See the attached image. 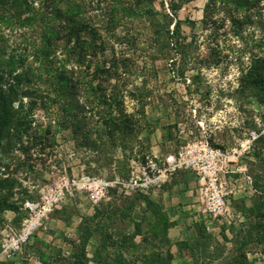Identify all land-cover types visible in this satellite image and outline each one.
I'll return each instance as SVG.
<instances>
[{"label": "trees", "instance_id": "obj_1", "mask_svg": "<svg viewBox=\"0 0 264 264\" xmlns=\"http://www.w3.org/2000/svg\"><path fill=\"white\" fill-rule=\"evenodd\" d=\"M157 1L0 0V217L12 211L13 224L20 226L28 191L15 198L22 185L16 173L33 166L32 149L53 150L60 131H69L75 148L93 151L101 164L112 162L116 148L124 153L138 139L152 147L154 126L145 110L148 64L172 40L184 57L189 46L181 41L182 21L176 18L183 1L168 3V12L159 11ZM203 13L213 24L218 22L211 14L221 13L235 35L250 25L264 35V0H208ZM15 25L23 38L9 43L5 30ZM255 48L239 77L237 97L264 106V41ZM126 97L136 102L132 112ZM38 110L48 118L41 120ZM254 129V160L246 164L254 193L230 199L243 221L236 228L220 224L218 233L231 242L230 255L218 252L224 245L201 218L193 224L194 238L172 241L169 230L176 222L152 198L153 190L111 188L110 201L80 215L70 253L54 264H173L174 246L181 259H190L186 264H255V254L264 257V134ZM64 209L52 212L62 218Z\"/></svg>", "mask_w": 264, "mask_h": 264}, {"label": "rangeland", "instance_id": "obj_2", "mask_svg": "<svg viewBox=\"0 0 264 264\" xmlns=\"http://www.w3.org/2000/svg\"><path fill=\"white\" fill-rule=\"evenodd\" d=\"M172 1L179 0H159L155 5L159 11H167L168 3ZM181 1L182 6L177 11L176 18L182 21L181 41L189 44L185 57L175 49L172 40L166 50L149 62L146 73L149 94L145 110L148 120L154 126L151 135L152 150L165 156L187 143L207 141L211 146L226 152L233 168H247L246 164L254 160L253 141L258 135L254 126L264 134V106L257 104L253 98L239 99L237 89L242 71L248 66L251 54L256 52V44L260 40L264 41L263 31L257 25H250L239 35H235L229 21L222 22L221 13L211 14L212 20H216L218 24L205 22L203 9L208 0ZM170 26L172 28L173 24ZM5 34L9 43L19 42L23 38V29L17 25L11 26L5 30ZM24 35L27 37L28 33ZM139 83L140 79L137 84ZM125 107L128 112H132L136 108V102L126 97ZM37 114L41 120L48 118L43 115L42 110H38ZM168 129L172 133L170 138L167 137ZM152 150L138 139L124 153L116 148L112 162L101 164L93 151L75 148L69 131H60L56 134L53 150L32 149L33 166L17 171L16 178L22 185L16 188L15 198L23 196V189L28 191V195L23 197L25 201L35 202L62 190L66 198L54 207V210L65 208L62 218L61 214L55 213L56 210L51 214L63 222L68 220L69 225L79 223L80 215L91 214L94 206L85 193L73 191L69 199L71 188H67V181L81 174L129 178L132 170L138 173V166L144 165L147 157L152 156ZM16 154L23 157L19 152ZM120 165L125 168L119 171L121 173L117 168ZM241 175L239 171L228 174L226 184L227 190L231 191L229 199L247 191V184ZM108 201L110 199L105 202ZM20 214L24 217L27 215L23 206ZM195 214L198 220L197 212ZM135 217H140L139 212H136ZM0 218L1 237L5 219L3 215ZM183 222V229L176 228L171 232L174 241L194 237L193 231L186 227V217ZM72 231L67 230L70 236L73 235ZM217 237L224 245V249L219 248L218 252L230 255L231 242L224 243L220 235ZM173 252V264L190 262L189 258L181 259L175 246ZM255 255L249 253V258L252 259ZM255 259V264H264L262 255L257 254Z\"/></svg>", "mask_w": 264, "mask_h": 264}, {"label": "built area", "instance_id": "obj_3", "mask_svg": "<svg viewBox=\"0 0 264 264\" xmlns=\"http://www.w3.org/2000/svg\"><path fill=\"white\" fill-rule=\"evenodd\" d=\"M179 171H190L196 176L198 219L206 220L208 232L218 236L220 224L235 227L241 224L243 216L234 211L231 205L228 198L231 191L227 190L226 178L230 173L241 172L242 179L247 184V193L251 195L254 193L251 177L247 174L246 166L233 168L226 152L211 146L207 141L187 143L176 152L165 156L154 153L147 157L144 165L138 166V173L132 170L129 178L81 174L68 180L66 186L71 188L68 193L69 199L73 191H76L85 193L91 204L96 205L110 199L111 188H117L123 193L133 191L146 193L171 181ZM63 198L66 197L61 190L44 196L41 201L26 200L23 208L27 211V215L23 217L18 228L13 225L12 218L5 217L0 238V263L13 260L19 255L22 247L30 242L34 233L44 227L49 213ZM9 212L11 211H6Z\"/></svg>", "mask_w": 264, "mask_h": 264}, {"label": "crops", "instance_id": "obj_4", "mask_svg": "<svg viewBox=\"0 0 264 264\" xmlns=\"http://www.w3.org/2000/svg\"><path fill=\"white\" fill-rule=\"evenodd\" d=\"M152 149L153 147H151V150ZM154 153L157 154L152 150V154ZM152 192V198L157 200L168 212L171 220L176 222L175 226L169 230V237L171 240L174 241L171 236L173 229H183V220L185 217L187 221L186 227L193 231V236L195 237L193 224L198 221L195 217V213L197 212L198 215L199 205L197 201V180L194 173L190 171H179L172 182L163 184ZM243 195L250 196V193L245 191L243 194L235 197ZM6 216L12 218L13 223L15 214L12 211L9 213L4 212L3 218L5 219ZM78 221H80V219ZM77 224V222L71 225L66 224L61 219L49 213L44 227L38 229L34 233L30 242L22 247V251L19 255L13 260H6L0 264H54L59 256L66 257L70 253L71 244L69 240L77 239ZM69 229L73 230L72 236L67 232ZM225 232L227 236H231L228 229H226ZM87 250V256L90 257L89 248ZM88 264L95 263L89 261Z\"/></svg>", "mask_w": 264, "mask_h": 264}]
</instances>
